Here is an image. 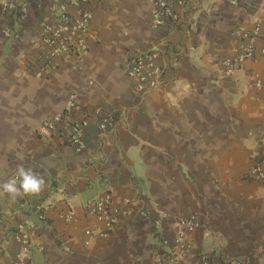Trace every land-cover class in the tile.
<instances>
[{
	"label": "crops",
	"instance_id": "1",
	"mask_svg": "<svg viewBox=\"0 0 264 264\" xmlns=\"http://www.w3.org/2000/svg\"><path fill=\"white\" fill-rule=\"evenodd\" d=\"M63 1L0 0V264H168L171 251L178 264H264V58L225 71L264 0H169L163 27L156 0H103L87 54L46 66L40 25ZM153 49L169 69L141 89L124 62ZM70 95L88 122L79 151L37 132ZM106 194L123 213L101 235L86 208Z\"/></svg>",
	"mask_w": 264,
	"mask_h": 264
},
{
	"label": "built area",
	"instance_id": "2",
	"mask_svg": "<svg viewBox=\"0 0 264 264\" xmlns=\"http://www.w3.org/2000/svg\"><path fill=\"white\" fill-rule=\"evenodd\" d=\"M103 0H64L55 7L54 16L51 20L43 22L40 26V40L38 43V57L46 66H54L59 60L69 58H82L90 48L92 38V24L95 12L101 7ZM159 11L154 15V27H163L165 21L172 23L173 12L170 10L169 0H156ZM167 27V26H165ZM169 27V26H168ZM241 36L249 39L248 45L242 46L233 60L225 62V71L232 75L236 68L241 67L245 61L254 60L256 57L264 58V19L258 20L251 30L243 32ZM259 41V45L254 42ZM169 69L167 61L162 54L153 49L150 51L129 53L124 62L125 75L136 80L141 89L152 90L159 87ZM257 86L264 89V83L257 81ZM84 114L83 109L78 105L75 95H70L64 112L60 115L45 118L37 128L38 134L48 140L59 139L64 144L79 151L82 146L84 131L88 125L85 117H78ZM113 117L108 114L100 122V131H106ZM253 175L261 178L257 169ZM86 212L95 219L99 225L97 233L107 234L112 232L122 215V209L112 204V197L106 194L102 200L88 205ZM75 212L70 211L64 216L66 221L75 219ZM39 219L44 216L40 214ZM189 226H195V220H190ZM96 231L86 229L84 237L91 238ZM18 238L23 245V258L29 253V241L26 233H20ZM209 256L203 261L206 264H213ZM168 264H178L177 254L173 251L165 256ZM18 264H25L24 260ZM222 264H244V262L230 259Z\"/></svg>",
	"mask_w": 264,
	"mask_h": 264
},
{
	"label": "clouds",
	"instance_id": "3",
	"mask_svg": "<svg viewBox=\"0 0 264 264\" xmlns=\"http://www.w3.org/2000/svg\"><path fill=\"white\" fill-rule=\"evenodd\" d=\"M21 174L23 175V183L22 187L26 194H38L40 192L39 183L32 179L28 174L23 173L21 169ZM4 189L9 192H16L15 182L10 181L9 183L4 185Z\"/></svg>",
	"mask_w": 264,
	"mask_h": 264
}]
</instances>
